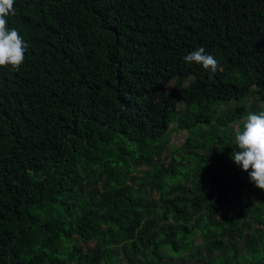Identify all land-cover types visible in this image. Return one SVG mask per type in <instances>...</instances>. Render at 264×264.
I'll return each mask as SVG.
<instances>
[{
    "label": "trees",
    "instance_id": "obj_1",
    "mask_svg": "<svg viewBox=\"0 0 264 264\" xmlns=\"http://www.w3.org/2000/svg\"><path fill=\"white\" fill-rule=\"evenodd\" d=\"M14 8L28 51L0 68V264H264V191L224 133L264 103V0ZM201 47L216 73L184 62Z\"/></svg>",
    "mask_w": 264,
    "mask_h": 264
},
{
    "label": "clouds",
    "instance_id": "obj_2",
    "mask_svg": "<svg viewBox=\"0 0 264 264\" xmlns=\"http://www.w3.org/2000/svg\"><path fill=\"white\" fill-rule=\"evenodd\" d=\"M13 15L14 0H0V68L9 67L12 72H18L24 64L28 45L15 28L7 27V18ZM183 60L202 65L212 73L220 70L219 62L203 47L190 52ZM235 144L238 150L232 154L234 163L248 173L250 183L264 191V111L249 113L243 131L235 136Z\"/></svg>",
    "mask_w": 264,
    "mask_h": 264
},
{
    "label": "rangeland",
    "instance_id": "obj_3",
    "mask_svg": "<svg viewBox=\"0 0 264 264\" xmlns=\"http://www.w3.org/2000/svg\"><path fill=\"white\" fill-rule=\"evenodd\" d=\"M232 104V101H228V102H222L220 103L217 108V113H221V111H226V109L229 111V110H232L233 109V105ZM228 106V108H227ZM245 107L247 108V111H249V113H256V114H259L261 111H264V103L263 102H259L257 101L256 99H254L253 97H250L248 98L246 101H245ZM180 108H184V105L181 106ZM247 117L248 115L245 117V118H242L241 120L239 121H236V122H233L229 125V128L227 131H224L225 134L233 137V140L235 141V136L237 134V132H241V127L244 125L245 121L247 120ZM200 132H203V133H208L209 132V127H205L203 126L202 128L200 129H197L196 130V135L199 134ZM222 131L220 130V133ZM189 137V134L188 132L186 131H174L173 134L170 136V142L168 143V150H171V149H174V150H178L180 149L181 151H183V146H184V143L186 141V139ZM204 154H211V153H214L215 151H211V152H205L204 150L202 151ZM172 156H175V157H179L181 158V156L179 155H172ZM168 152L163 156V161H165V164L169 163L168 162ZM221 170L224 171L225 169V166L222 165L221 167ZM144 169H142L140 172H137L136 173V176L140 177V176H143L144 175ZM135 175V174H134ZM185 186V185H184ZM239 247H240V243L238 244ZM180 262V258H166V260H163V264H179ZM200 262H202L200 260ZM191 264V263H190Z\"/></svg>",
    "mask_w": 264,
    "mask_h": 264
}]
</instances>
